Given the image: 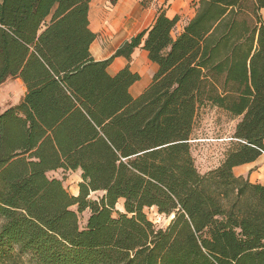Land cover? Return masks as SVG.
<instances>
[{
  "label": "trees",
  "instance_id": "trees-1",
  "mask_svg": "<svg viewBox=\"0 0 264 264\" xmlns=\"http://www.w3.org/2000/svg\"><path fill=\"white\" fill-rule=\"evenodd\" d=\"M90 2L0 1V84L26 87L0 108V264H264V185L234 173L264 152V0H198L176 36L160 9L99 61ZM141 45L158 70L134 97L139 75L108 68ZM207 104L240 120L201 174L190 140ZM59 169L81 172L78 194Z\"/></svg>",
  "mask_w": 264,
  "mask_h": 264
},
{
  "label": "crops",
  "instance_id": "crops-1",
  "mask_svg": "<svg viewBox=\"0 0 264 264\" xmlns=\"http://www.w3.org/2000/svg\"><path fill=\"white\" fill-rule=\"evenodd\" d=\"M186 8L185 0H91L89 28L96 34V39L90 47L91 53L98 61L113 57L125 42L154 23L160 9L165 10L171 18L182 16L177 23L179 34L194 16L191 13L186 17ZM127 66L139 75V79L130 87L131 94L137 97L151 83L158 65L149 59L148 52L141 45L134 50L130 59L123 56L114 57L108 71L115 75ZM25 92L24 85V94ZM234 173L248 178L253 183L264 185V152L255 161L235 167Z\"/></svg>",
  "mask_w": 264,
  "mask_h": 264
},
{
  "label": "rangeland",
  "instance_id": "rangeland-1",
  "mask_svg": "<svg viewBox=\"0 0 264 264\" xmlns=\"http://www.w3.org/2000/svg\"><path fill=\"white\" fill-rule=\"evenodd\" d=\"M187 2L186 17L195 13V2L198 0H185ZM188 15V16H187ZM264 20V10L262 11ZM182 16H180L181 19ZM178 26L173 30V35L178 34ZM24 95V85L19 78L10 77L0 84V108H6L18 104ZM240 118L235 117L227 111L207 104L202 107L197 115L194 131L190 140L192 156L201 174L216 168L224 160L229 149L236 143L233 141L235 127ZM50 177L63 181L65 188L71 194H78L81 174L78 171H65L59 169L49 172ZM100 193L92 194L97 198ZM123 211V200L116 206ZM148 218L158 226H167L172 216L167 217L158 213L155 207L145 209ZM89 216V210L79 213L80 226L84 227Z\"/></svg>",
  "mask_w": 264,
  "mask_h": 264
},
{
  "label": "water",
  "instance_id": "water-1",
  "mask_svg": "<svg viewBox=\"0 0 264 264\" xmlns=\"http://www.w3.org/2000/svg\"><path fill=\"white\" fill-rule=\"evenodd\" d=\"M174 216H172V218H173Z\"/></svg>",
  "mask_w": 264,
  "mask_h": 264
}]
</instances>
